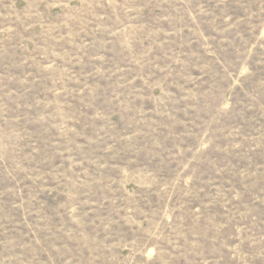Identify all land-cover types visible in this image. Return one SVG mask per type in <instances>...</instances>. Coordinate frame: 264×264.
I'll return each mask as SVG.
<instances>
[{
  "label": "rangeland",
  "instance_id": "374dc122",
  "mask_svg": "<svg viewBox=\"0 0 264 264\" xmlns=\"http://www.w3.org/2000/svg\"><path fill=\"white\" fill-rule=\"evenodd\" d=\"M0 264H264V0H0Z\"/></svg>",
  "mask_w": 264,
  "mask_h": 264
}]
</instances>
